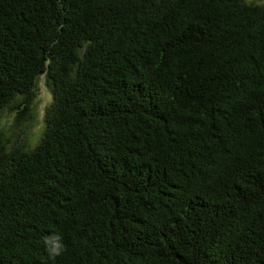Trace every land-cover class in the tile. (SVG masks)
<instances>
[{"label":"trees","instance_id":"trees-1","mask_svg":"<svg viewBox=\"0 0 264 264\" xmlns=\"http://www.w3.org/2000/svg\"><path fill=\"white\" fill-rule=\"evenodd\" d=\"M42 76L0 264H264V0H0V117Z\"/></svg>","mask_w":264,"mask_h":264},{"label":"rangeland","instance_id":"rangeland-1","mask_svg":"<svg viewBox=\"0 0 264 264\" xmlns=\"http://www.w3.org/2000/svg\"><path fill=\"white\" fill-rule=\"evenodd\" d=\"M261 2L262 0H247ZM53 96L45 84V77L38 81V94L34 102L32 116L21 122L18 120L17 111L6 108L0 117V134L10 146L25 145L27 149H33L39 142L45 130V112L52 104Z\"/></svg>","mask_w":264,"mask_h":264},{"label":"clouds","instance_id":"clouds-1","mask_svg":"<svg viewBox=\"0 0 264 264\" xmlns=\"http://www.w3.org/2000/svg\"><path fill=\"white\" fill-rule=\"evenodd\" d=\"M65 250V244L63 242V237L56 234V238L49 251L52 255H60Z\"/></svg>","mask_w":264,"mask_h":264}]
</instances>
